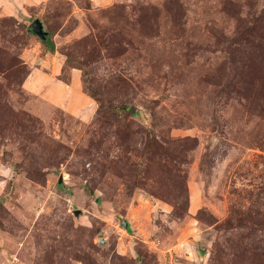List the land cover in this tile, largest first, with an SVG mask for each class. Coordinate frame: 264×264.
Here are the masks:
<instances>
[{
	"label": "rangeland",
	"instance_id": "obj_1",
	"mask_svg": "<svg viewBox=\"0 0 264 264\" xmlns=\"http://www.w3.org/2000/svg\"><path fill=\"white\" fill-rule=\"evenodd\" d=\"M0 264H264V0H0Z\"/></svg>",
	"mask_w": 264,
	"mask_h": 264
},
{
	"label": "water",
	"instance_id": "obj_2",
	"mask_svg": "<svg viewBox=\"0 0 264 264\" xmlns=\"http://www.w3.org/2000/svg\"><path fill=\"white\" fill-rule=\"evenodd\" d=\"M31 30L39 35L43 40H47L49 38L48 31L45 30L44 24L40 19H35V21L30 26ZM59 182H63V176L60 177ZM125 226H128V222L125 220L123 221Z\"/></svg>",
	"mask_w": 264,
	"mask_h": 264
},
{
	"label": "crops",
	"instance_id": "obj_3",
	"mask_svg": "<svg viewBox=\"0 0 264 264\" xmlns=\"http://www.w3.org/2000/svg\"><path fill=\"white\" fill-rule=\"evenodd\" d=\"M75 81H76V80H75ZM75 83H76V82H74V85H75ZM59 84H62V83H60V81H59V83H56V84L53 83L54 86H52V87H51V85H50L49 88H48L49 91L46 92L47 95H45V98L49 99L51 102H53V101L55 102V100H53V99L50 98V94L52 93L53 95H56V94H57V95H62L60 92H58L57 90H55V88H56L57 86H60ZM64 85L67 86L68 90H71V92H72L71 94H73L72 97L75 96V95L78 93V92H77V89H75V86H73V83H71V84H64ZM72 97H70V98H72ZM83 102H84V101H83ZM89 102H90V101H89ZM90 104H91V103H90Z\"/></svg>",
	"mask_w": 264,
	"mask_h": 264
},
{
	"label": "trees",
	"instance_id": "obj_4",
	"mask_svg": "<svg viewBox=\"0 0 264 264\" xmlns=\"http://www.w3.org/2000/svg\"><path fill=\"white\" fill-rule=\"evenodd\" d=\"M52 47V50H54L53 43L49 44Z\"/></svg>",
	"mask_w": 264,
	"mask_h": 264
}]
</instances>
